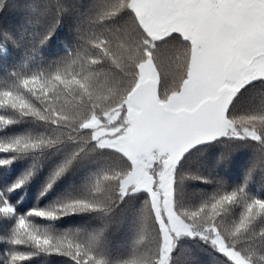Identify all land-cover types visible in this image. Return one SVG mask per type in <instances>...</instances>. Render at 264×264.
Segmentation results:
<instances>
[{
    "label": "snow or ice",
    "instance_id": "6c2138e0",
    "mask_svg": "<svg viewBox=\"0 0 264 264\" xmlns=\"http://www.w3.org/2000/svg\"><path fill=\"white\" fill-rule=\"evenodd\" d=\"M5 2L0 0V10ZM126 10L133 13L132 22L122 32L111 38H84L97 55L70 52L54 70L11 73L14 83L0 89V109L54 126L53 135L0 142V153L42 152L65 140L83 138L100 149H115L128 161L123 169L98 174L86 196L19 215L9 238L15 246L9 264L30 258V253L20 250L24 245L65 255L74 264H109L100 253L108 225L86 234L52 235L36 228L29 217L56 220L83 212L106 216L118 200L137 192L147 198L139 210L136 249L121 264H171L175 242L185 236L208 242L226 258L225 264H264V227L256 230L258 223L264 225V199L247 190L255 165L244 183L231 189L222 179L212 181L180 170L195 146L218 137H250L264 145V113L228 114L241 88L264 81V0H115L98 20ZM77 65L81 71H72ZM105 66L110 72L100 71ZM146 69H155L160 84L167 81L172 87L161 92L158 86L153 96L142 86ZM72 77L83 87H77L78 103L70 106L61 99ZM116 79L124 85L123 115L118 122L123 127L109 139L95 126L96 119L105 120L101 115L105 109L96 104ZM14 122L0 115V127ZM138 135L144 137L140 148L129 142ZM83 151L80 148L55 168L45 193ZM14 158H0V166L12 164ZM34 174L30 170L8 190L0 189V215L16 216L7 192L24 186ZM190 180L218 187L199 203L185 205L181 189ZM237 207L239 215L230 220L229 213Z\"/></svg>",
    "mask_w": 264,
    "mask_h": 264
},
{
    "label": "trees",
    "instance_id": "16d2710c",
    "mask_svg": "<svg viewBox=\"0 0 264 264\" xmlns=\"http://www.w3.org/2000/svg\"><path fill=\"white\" fill-rule=\"evenodd\" d=\"M114 4L115 0H6L0 10V89L14 83L11 73L20 71L31 74L54 70L58 62L70 52H81L86 57L97 55L96 48L84 42L85 37L111 38L113 33L122 32L132 22L133 13L130 10L99 21L98 17ZM49 33L51 35L42 44L41 41ZM13 40L17 43L14 44ZM153 70L155 74V69ZM72 71H81V66H73ZM100 71L108 73L110 69L105 66ZM156 82V92L158 86L161 92L172 87L167 81L160 84L157 77ZM77 87H83V84L77 85V78L72 77L62 94L61 103L65 100L70 102V106L78 103ZM122 95L124 85L119 79L101 93L96 107L105 109L101 112L105 120L94 117L101 126L99 129L111 130L120 127L119 125L123 126L118 124L123 115V105L120 103ZM249 113H264V81H253L241 88L233 98L228 112L230 116ZM0 115L15 121L0 127V142L7 143L20 136L53 135L54 126L21 117L14 110L0 109ZM80 148L84 151L73 159L68 170L45 193L44 187L55 168L71 159ZM14 156L12 164L0 166V189L8 190L30 170L35 174L24 186L7 192V198L16 206L17 214L12 217L0 215V264L10 262V253L15 246L9 242V238L19 215H25L33 209H48L59 202L86 196L89 186L98 174L111 169H123L128 163L127 158L115 149H100L83 138L65 140L42 152L0 153V158L12 159ZM222 156L226 159L221 160ZM254 165L255 171L247 190L251 195L264 199V145L250 137H221L199 147L185 156L180 170L212 181L222 179L231 189L244 183ZM217 187L215 183L201 180L187 181L181 189V203L197 204ZM146 198L147 194L144 192L130 193L122 201L118 200L113 205L112 212L106 216L97 212H83L64 215L56 220L35 216L29 217V220L36 228L52 235L76 232L86 234L108 225L100 253L109 264H121L135 253L138 215ZM239 212V207L234 208L229 213V219L236 218ZM260 227L264 225L258 223L256 230ZM20 250L31 254L21 264H74L70 257L43 252L30 245L20 246ZM171 255V264H225L226 260L208 242L198 237L179 238Z\"/></svg>",
    "mask_w": 264,
    "mask_h": 264
},
{
    "label": "rangeland",
    "instance_id": "374dc122",
    "mask_svg": "<svg viewBox=\"0 0 264 264\" xmlns=\"http://www.w3.org/2000/svg\"><path fill=\"white\" fill-rule=\"evenodd\" d=\"M156 77L154 74V70L153 69H146V75H145V80L142 82V86L148 85V84H153L156 85ZM113 120H116V117L112 118ZM98 129V131L100 132V134L106 138H113L116 136V133H118L121 128L123 126L119 125L120 127L116 128V129H111V130H106V129H99L101 126L99 125L98 122H96L95 125ZM130 144H132L134 147L136 148H140L141 145L138 144V142L136 141V137H133L130 141Z\"/></svg>",
    "mask_w": 264,
    "mask_h": 264
},
{
    "label": "water",
    "instance_id": "95a60500",
    "mask_svg": "<svg viewBox=\"0 0 264 264\" xmlns=\"http://www.w3.org/2000/svg\"><path fill=\"white\" fill-rule=\"evenodd\" d=\"M144 87L148 88V89L151 91V94H152L153 96L156 95L155 85H153V84H148V85H145ZM219 138H221V137H218V138H216V139L213 140V141H205V142H202L200 145L195 146L191 151H193V150H195V149H197V148H199V147H202V146L208 145V144H210V143H212V142L218 140ZM136 141L138 142V144H140V145L142 146V144H143V142H144V137H143V135H138V136H136ZM191 151H190V152H191ZM190 152H189V153H190ZM186 155H187V154H186Z\"/></svg>",
    "mask_w": 264,
    "mask_h": 264
},
{
    "label": "flooded vegetation",
    "instance_id": "af4514ba",
    "mask_svg": "<svg viewBox=\"0 0 264 264\" xmlns=\"http://www.w3.org/2000/svg\"><path fill=\"white\" fill-rule=\"evenodd\" d=\"M142 2H146V0H142Z\"/></svg>",
    "mask_w": 264,
    "mask_h": 264
}]
</instances>
